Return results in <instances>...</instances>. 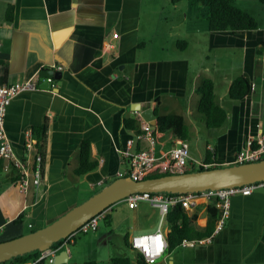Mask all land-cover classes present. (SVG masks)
Here are the masks:
<instances>
[{"label":"crops","instance_id":"crops-1","mask_svg":"<svg viewBox=\"0 0 264 264\" xmlns=\"http://www.w3.org/2000/svg\"><path fill=\"white\" fill-rule=\"evenodd\" d=\"M185 2L0 0V85L37 75L41 85L13 98L7 109L5 129L17 157L38 154L33 129L48 123L42 186L32 185L24 196L16 171L0 173V242L52 224L79 205L86 184L95 192L117 179L126 170L120 151L136 136L125 120L151 107L187 123L198 112L196 89L206 78L228 119L217 135L208 134L204 147L190 151L189 145L191 169L209 167L208 159L215 167L232 166L249 140L264 135V55H256L264 31L210 32L208 14L196 16L195 3ZM54 64L63 67L62 76L44 89L48 77L41 72ZM239 76L254 89L233 101L229 89ZM83 142L97 168L79 176ZM159 147L169 150L172 143L162 137ZM101 180L105 184L97 186ZM211 202L199 196L187 210L200 228L207 226ZM180 248L157 264H264V191L233 197L229 218L211 243Z\"/></svg>","mask_w":264,"mask_h":264},{"label":"built area","instance_id":"built-area-1","mask_svg":"<svg viewBox=\"0 0 264 264\" xmlns=\"http://www.w3.org/2000/svg\"><path fill=\"white\" fill-rule=\"evenodd\" d=\"M50 69L55 72H61L63 67L54 64ZM38 75L29 80L17 82L14 84L0 85V161L6 163L3 170L16 171V185L20 192L27 196L30 187L33 185L37 190L43 184V160L37 154L26 158L16 156L12 143L8 138L5 129V117L11 101L16 96L25 92H35L41 88ZM46 83H54L51 77L46 78ZM254 85H252V90ZM139 132L134 138L127 141L125 149L121 150V156L126 165V170L117 174L118 178L130 177L133 180H144L154 174H180L191 169L192 163L189 161V144L187 141L175 140L169 150L161 149L160 141L163 134L144 119L141 112L136 113ZM31 133H28V140ZM256 143V148L253 145ZM142 145V146H141ZM248 150L236 155L233 165L256 162L264 159V135L257 140L248 141ZM199 166L208 165L199 164ZM103 180L97 183V186H103ZM256 191H264V181L251 183L245 186L230 187L219 190H206L200 193H135L128 196L124 202L129 206L137 208L140 202H149L152 207L159 210L161 221L153 233H146L132 236L129 239L130 249L143 257L147 264H157L169 248L167 233L163 227L166 217L170 210L181 205L186 211L197 206L199 196L206 197L207 200L215 201L216 208L219 210V218L216 223L214 232L210 237L201 241H183L182 247L194 248L197 245L211 243L216 235L224 228L225 223L230 215L231 199L237 195L250 196ZM112 207L107 208L97 216L84 223L76 232L69 235L63 240L62 245L58 248H51L48 252L42 253L39 260L48 259L54 264L56 256L61 250L68 249V245L73 244L77 234L95 233L98 229L100 220L106 219ZM159 235L161 240L149 239L145 241L144 237H155ZM161 241L163 250L160 251ZM147 249V251L145 250ZM159 252L157 255L156 253Z\"/></svg>","mask_w":264,"mask_h":264},{"label":"trees","instance_id":"trees-1","mask_svg":"<svg viewBox=\"0 0 264 264\" xmlns=\"http://www.w3.org/2000/svg\"><path fill=\"white\" fill-rule=\"evenodd\" d=\"M181 1L191 3L204 2L205 0H171L172 4ZM12 7L9 9V18L11 16ZM210 32H226L230 31L234 34H243L249 31H257L259 29L258 20L248 11L235 5L234 0H209V13L207 17ZM184 44H186L184 42ZM256 55L262 57L264 55V41L259 44L256 49ZM252 89V84L244 76L235 78L229 89V97L233 101H242L246 98ZM196 93L199 96L198 112L202 115V121L209 129H219L225 125L228 114L216 101L215 84L210 78L204 79L197 87ZM157 115V130L163 134L164 139L188 141L190 130L183 116L180 115ZM125 126L131 131L138 134V124L136 120H125ZM48 123L45 122L41 127L33 129L35 136V146L38 154L43 160V175L45 170V151L47 142ZM257 146L254 144L253 148ZM91 148L88 142H83L80 150V164L76 170V174L84 176L97 168V164L90 160ZM210 166L205 168L199 166L197 169H191L186 172H195L205 169L221 168L213 166L214 162L209 161ZM207 164V163H206ZM4 163L0 161V173L3 171ZM168 174H154L148 178L162 177ZM16 182V181H14ZM111 184L109 182L107 185ZM100 192V191H99ZM97 192V193H99ZM95 193V194H97ZM219 218V210L216 208L215 201H212L208 207V223L204 228L196 225L197 215H190L181 205L173 207L166 217L169 227L167 240L169 243L168 253H171L177 247H180L183 241H201L210 237L215 230L217 220ZM108 217L106 218V220ZM126 246L130 249L129 239L126 238ZM60 241L53 245L52 248H58L62 245ZM42 253L39 251L10 259L1 264H51L48 259L39 260ZM111 264H133L129 257H116L111 259ZM94 264V263H88ZM135 264H147L143 257L137 256Z\"/></svg>","mask_w":264,"mask_h":264},{"label":"water","instance_id":"water-1","mask_svg":"<svg viewBox=\"0 0 264 264\" xmlns=\"http://www.w3.org/2000/svg\"><path fill=\"white\" fill-rule=\"evenodd\" d=\"M41 75L59 79L62 72L48 69L43 70ZM52 87L53 83H47L42 88L51 90ZM136 111L141 112L144 119L152 126H157V115L151 107L145 110L138 108ZM259 181H264V159L228 167L168 174L139 181L130 177L117 178L99 193L74 207L49 226L9 241L0 242V264L36 251L48 252L54 244L66 239L84 223L135 193H200L206 190L245 186ZM68 258L67 249L61 250L54 264H66Z\"/></svg>","mask_w":264,"mask_h":264},{"label":"rangeland","instance_id":"rangeland-1","mask_svg":"<svg viewBox=\"0 0 264 264\" xmlns=\"http://www.w3.org/2000/svg\"><path fill=\"white\" fill-rule=\"evenodd\" d=\"M234 3L236 6L251 13L258 20L260 29L264 31V0H234ZM192 5L196 16H202V18L206 19V15L209 13V0ZM167 20L170 21V19ZM203 23L205 24V21ZM230 61L225 62L230 63ZM233 61L236 63L238 57ZM219 65H217V68H219ZM199 117L200 115L196 111L194 116L186 118L190 130L188 140V144L191 146L190 151L197 149L198 145L204 147L208 141V134L217 135L219 133L218 129L204 127ZM104 187L98 188L94 192L90 191L86 184L83 187L85 191L81 194L79 205L86 202ZM160 221L159 210L152 207L149 202H140L137 208L129 206L124 201L119 202L113 205L107 220L99 221L98 229L95 233H79L76 235L74 243L68 245V249L72 253V258L68 264H111V259L116 257H129L135 264L137 254L126 246V238L130 239L135 235L153 233ZM163 227H168L167 222L163 223ZM182 251H184L182 248L177 247L174 249L173 254L181 253ZM162 260L163 257L157 263Z\"/></svg>","mask_w":264,"mask_h":264},{"label":"clouds","instance_id":"clouds-1","mask_svg":"<svg viewBox=\"0 0 264 264\" xmlns=\"http://www.w3.org/2000/svg\"><path fill=\"white\" fill-rule=\"evenodd\" d=\"M5 35H10V31H9V32H6ZM143 239H144L145 241H147V240H149V239H155V240L160 241V240H161V237H159V235H157V236H155V237H151V238H149V237H144ZM163 247H164V245H163V242L161 241L160 251L163 250ZM145 250L147 251V249H145ZM156 254L158 255L159 252H157Z\"/></svg>","mask_w":264,"mask_h":264}]
</instances>
